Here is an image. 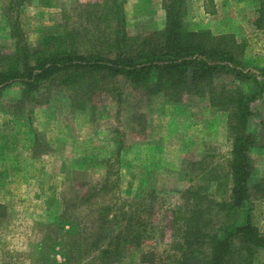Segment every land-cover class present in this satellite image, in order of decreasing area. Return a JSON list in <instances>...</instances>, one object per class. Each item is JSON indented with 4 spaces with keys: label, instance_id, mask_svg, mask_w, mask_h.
I'll return each instance as SVG.
<instances>
[{
    "label": "rangeland",
    "instance_id": "obj_1",
    "mask_svg": "<svg viewBox=\"0 0 264 264\" xmlns=\"http://www.w3.org/2000/svg\"><path fill=\"white\" fill-rule=\"evenodd\" d=\"M258 1L184 0L185 24L233 36L244 63L264 68ZM166 23L164 0H0V74L23 73L64 51L133 54L135 39ZM117 32L127 36L120 47ZM157 90L147 95L123 75L79 70L0 86V264H93L104 206L124 224L138 218L146 225L145 244L119 264L174 249L172 211L184 205L185 190L209 185L203 162L224 170L232 139L227 114L207 98L187 94L175 102ZM256 108L261 118L248 130L259 144L249 159L258 185L253 220L264 234V99ZM256 264H264V251Z\"/></svg>",
    "mask_w": 264,
    "mask_h": 264
},
{
    "label": "trees",
    "instance_id": "obj_2",
    "mask_svg": "<svg viewBox=\"0 0 264 264\" xmlns=\"http://www.w3.org/2000/svg\"><path fill=\"white\" fill-rule=\"evenodd\" d=\"M183 4L184 0H164L165 29L135 39L133 54L105 58L64 51L36 67H26L23 73H1L0 86L23 78L50 79L61 71H99L128 77L135 86L143 85L147 95L159 94L157 89L162 88L160 93L170 101L179 102L187 94L207 98L212 107L227 114L232 148L226 167L219 171L203 162L209 185L185 190L184 205L172 211L174 249L164 254L143 252L140 264H256L258 253L264 251V234L253 220L258 185L253 182L249 152L259 142L248 128L253 118H261L256 104L264 99V68L244 63V46L233 36L190 31ZM258 4V20L264 21V0ZM117 10L124 28L122 9ZM117 34L114 44L120 47L127 36ZM217 192L223 193L222 199L213 197ZM112 212L113 206H104L97 217L98 229L92 240L97 252L90 257L93 264H119L128 250L141 247L149 238L144 220L136 218L124 224L119 214L112 217ZM64 260L68 261L66 252Z\"/></svg>",
    "mask_w": 264,
    "mask_h": 264
}]
</instances>
